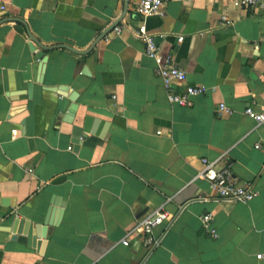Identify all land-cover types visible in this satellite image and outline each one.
Instances as JSON below:
<instances>
[{
    "label": "crops",
    "instance_id": "obj_1",
    "mask_svg": "<svg viewBox=\"0 0 264 264\" xmlns=\"http://www.w3.org/2000/svg\"><path fill=\"white\" fill-rule=\"evenodd\" d=\"M0 6V264H264V123L245 113L264 106V12L238 0H168L148 19L162 56L187 72L185 85L216 89L184 107L169 101L158 62L125 27L140 23L131 0L122 32L112 30L87 55L46 52L43 83L29 33L45 46L87 51L122 17L126 0ZM224 15L231 26H220ZM61 85L79 95L74 115L73 101L47 89ZM86 116L107 122L108 138L89 133L76 149L73 129ZM203 159L232 161L235 179L259 195L198 199L210 194L199 177ZM55 200L63 214L43 252L3 230L10 216L41 224ZM162 208L174 219L155 229L160 243L148 253L138 220ZM206 214L218 237L206 231Z\"/></svg>",
    "mask_w": 264,
    "mask_h": 264
},
{
    "label": "built area",
    "instance_id": "obj_2",
    "mask_svg": "<svg viewBox=\"0 0 264 264\" xmlns=\"http://www.w3.org/2000/svg\"><path fill=\"white\" fill-rule=\"evenodd\" d=\"M168 0H131V10L139 18V25L136 27L125 26L134 37L143 41L145 52L148 57L158 62L155 72L161 77L167 97L171 103L184 107H192L196 97L215 91V88L207 86H187V72L175 63L172 55L162 56V47L157 42L158 35L151 32L147 27L150 17L155 14H161ZM240 6L244 9L258 8L264 12V0H238ZM5 6H0V11H4ZM233 24L228 15L221 18L220 26L226 27ZM123 29V28H122ZM121 27H116L115 31L122 32ZM161 38H167L166 34H161ZM184 40L183 36L178 38L179 42ZM177 85H184L185 89L179 91L175 88ZM221 113L231 114L232 110L221 104ZM246 115L253 118L258 123H264V106L256 110L253 106H249ZM203 170L199 177L209 182L210 194L200 195L198 199L208 200H224L230 202H249L255 199L259 192L256 190L252 182L240 183L233 174L234 163L228 162L225 166L219 167V160L210 161L203 159ZM174 216L165 209H159L149 213L138 220L137 230L143 235V244L151 253L160 243V239L155 236V229L162 225L165 221L172 222ZM213 221L212 214H206L202 217V222L208 233L214 237H218V233L211 227ZM135 231L130 232L122 241L123 245L129 246L131 238L135 237ZM259 259L264 258L263 254L258 255Z\"/></svg>",
    "mask_w": 264,
    "mask_h": 264
},
{
    "label": "water",
    "instance_id": "obj_3",
    "mask_svg": "<svg viewBox=\"0 0 264 264\" xmlns=\"http://www.w3.org/2000/svg\"><path fill=\"white\" fill-rule=\"evenodd\" d=\"M129 4H130V0H126V8H125V12L122 15V17L117 22H115L110 28L105 30L99 36V38L94 42V44L90 47V49L87 51H79V50H76L75 48H72L64 44L56 45V46H45L39 40H37L31 33H29V36L32 42L38 47V49L33 50V55L35 57V60L41 62L39 82L43 83L44 78H45L47 62H48L46 52L54 50V49H58V48H66L77 54L87 55L97 46V44L100 41H102L124 19V17L128 13ZM4 21L7 22L10 20H4ZM17 21L22 22V20H17ZM47 89L60 96L68 97L71 101H73L74 104L72 105L70 109V114L71 115L76 114L78 110V105L76 104V101L78 100V97H79L77 92L71 91L69 86H66V85L49 87ZM33 91H34V86L33 84H30L28 88L29 98L33 97ZM108 125L109 124L107 122L99 118H95L92 116H86L83 126H76L73 129L74 138L72 142L75 144V148L77 149L83 140H88L87 134L89 133L92 135L103 137V138L105 137V139H107L108 134L106 133L105 129H107ZM3 202L6 205L10 203L8 200H4ZM64 205L65 204L63 203H60V202L58 203V201L56 200L53 201L52 207L48 209L46 216L41 224H34L25 219H21L18 217L12 218L10 216L9 217L10 225L3 228V230L13 234V238H12L13 241H18L20 243L26 244L31 239L33 247L43 252L47 241L50 240V237H51L49 229L55 228L60 223L61 217L63 214V210L61 208L64 207ZM56 206L61 207V208H55Z\"/></svg>",
    "mask_w": 264,
    "mask_h": 264
}]
</instances>
